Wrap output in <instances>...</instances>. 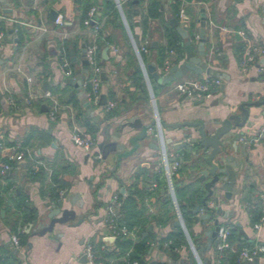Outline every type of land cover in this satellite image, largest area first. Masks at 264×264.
Listing matches in <instances>:
<instances>
[{
	"label": "crops",
	"instance_id": "crops-1",
	"mask_svg": "<svg viewBox=\"0 0 264 264\" xmlns=\"http://www.w3.org/2000/svg\"><path fill=\"white\" fill-rule=\"evenodd\" d=\"M6 1L7 4H4L0 0V26L3 27L0 31V139L8 148L0 152V167L5 164L3 158L11 153L9 147H22L26 154L12 163L11 171L5 172L6 177L0 172V258L10 257V253H14L13 259L4 264L11 261V264H131L133 261L128 260L131 247H121L117 237L108 232L105 219L111 195L119 193L124 201L135 182L140 189H146L137 199L145 203V226L152 236L143 264H200L197 257L189 262L192 253L189 240L193 246L205 241L200 223L195 218L208 212L204 204H199L200 212L194 213V206L190 208L185 194H182L179 199L188 214L187 226L182 216L186 231L173 224L178 216L174 203L170 211L166 210L164 204L163 194L167 187L163 171L157 169L159 149L149 146L147 142H140L137 152L122 160L116 168L112 155L98 165H94L93 157L98 155L97 143L103 138V126L110 124L112 132L119 122L129 116L138 115L145 123L154 119L155 115L166 122L201 119L210 126L212 119H222L230 111L238 112L240 102L260 100L264 94V55L256 56L242 70V54L237 50L240 44L245 46L239 30H244L253 44L264 46V0L182 1L181 6L193 24L191 32L194 37L199 34L200 14L204 9V58L209 67L226 76L219 77L221 84L224 83V90L221 91L220 85L214 97L201 103H195L196 100L178 93L174 86L180 81L199 79L206 73L196 74L189 70L164 84L148 72L147 82L134 50L144 82V88L139 86L135 82V66L127 53L123 31L115 24H108L106 16L100 17L103 32L96 56V63L101 68L98 91L99 95L104 93L107 103L112 102L113 106L106 111V104H98L99 99L97 102L91 101L93 114L99 116V122L86 112L80 102L77 84L72 81L84 67L81 45L85 40L87 43L92 40L91 27L83 24L75 0ZM5 7L10 8V12H3ZM51 9L57 11L61 23H56V18L50 17ZM161 10L159 17H150L145 21L144 29L139 24V15L133 16L132 20L134 33L148 44V52L143 60L145 67L154 65L158 72L165 74L166 67L169 69L183 61L186 49L184 47L182 56L173 49L167 52L166 32L169 27L173 28L169 19H178V16L172 14L169 0H162ZM124 30L131 40L125 26ZM105 37H110V42ZM191 42L194 54L198 55V38ZM66 47L68 57L65 55ZM105 47H108L106 56L102 54ZM70 51L74 52V61ZM163 53H166L165 58ZM64 57L69 58L72 76L67 77L61 71ZM101 72H104L106 79L101 77ZM92 73L93 66L88 65L87 76L90 77ZM47 91L51 96H45ZM8 99H12V103ZM215 100L218 101L213 103ZM54 102L57 109L54 119H51L50 109ZM85 121L97 125L98 130L93 136L88 133ZM263 127L264 104L250 106L248 122L238 130L255 139L247 144L244 163L231 198L227 199L220 190L215 191L219 197L220 212L215 213L214 217L219 223L231 222L238 226L239 234L230 242L231 251H236L240 244L264 243V215L252 224L248 211L249 207L254 206V203L248 202V198L257 196L260 200V195L264 193ZM185 131H192L193 136L197 134L195 128L164 131L170 159L180 161V168L172 177L173 186L179 188L196 179L194 147L188 143V138L182 137ZM73 134L92 137L93 147L88 157L87 152L73 142ZM28 165L36 171L31 176ZM155 181L157 186L151 189V183ZM202 186L204 188L203 183ZM15 189L18 191L15 192ZM18 192L36 210L37 218L14 231L8 226L6 217L16 211ZM56 192L60 195L62 207L74 209L75 217L66 223H56L53 231L39 234L38 231L49 221L48 213L50 205L56 203ZM65 192L67 196L63 198ZM206 205L212 207L214 198H209ZM177 227L182 229L183 239L177 237ZM128 228L132 233L127 236L135 242L137 225ZM12 234L25 236L26 243L22 244V248L16 249L12 245ZM171 236L175 242L170 239ZM88 242L93 244L94 251L97 247V251H107L108 254L98 260L94 256L91 263L87 260L81 262L83 248ZM199 255L201 259L207 258L210 264L220 261L217 247H211ZM258 258L259 264H264V253ZM0 264H3L2 260Z\"/></svg>",
	"mask_w": 264,
	"mask_h": 264
},
{
	"label": "water",
	"instance_id": "water-1",
	"mask_svg": "<svg viewBox=\"0 0 264 264\" xmlns=\"http://www.w3.org/2000/svg\"><path fill=\"white\" fill-rule=\"evenodd\" d=\"M119 5V0H115ZM4 4H7L6 0H2ZM122 22L128 31L130 38H134L135 44L138 43V38L133 37L128 27L127 21L124 17L121 7H118ZM10 8H3V12H10ZM57 11L51 9L50 17L55 19L57 17ZM171 26L178 32L182 39H184V47L186 53L181 63L172 65L165 74H162L156 70L154 65H147L146 71L151 73L153 78L164 84L170 83L181 75L187 73L189 70L194 71L196 74L206 73L214 77H226L225 73L217 71L208 66L205 55V25H206V13L204 9H201L200 14V29L198 34L199 52L195 55L192 50V42L189 38L188 28L180 26L179 20L176 17L169 19ZM87 40H85L82 47V65L84 66L79 71L72 81L77 84L76 89L79 90L80 102L85 107L86 112L93 118L94 121L99 122L98 115L93 114V107L86 95V89L83 87V80L88 73L89 62L85 58V48ZM108 47H105L102 54L106 56ZM71 59L74 61V52L70 51ZM101 77L106 79L104 72H101ZM221 91L224 90V83L221 84ZM219 100V99H218ZM215 100L213 103H216ZM202 101L196 100L195 103H201ZM106 95L102 93L100 95L98 104L105 105ZM264 104V94L260 100L255 101H242L238 104V112L230 111L222 119L214 118L210 126H207L201 119L197 120H183L178 122H166L158 120L156 118L145 123L138 115H132L127 117L122 122H119L115 129L110 132V124H106L102 129V139L97 143L98 156L93 157L94 165H98L105 162L110 155L113 157L114 167H118L120 162L131 155L135 154L140 147V142H147L150 146L158 149L156 133L159 131L158 127L164 136V131L172 130L176 128L189 129L195 128L197 134L193 136L192 131H185L182 134L183 138L189 139V144L194 147L192 153L196 157L194 166L196 168V180L203 183L206 190V195L202 198L201 203L206 205L209 198H214V207H209L214 210L215 213L220 212L219 197L215 195L216 190H220L224 193L227 199L231 198L232 191L236 185V181L239 175V170L242 169L244 159L246 156V143L240 142V137L244 133L238 129L243 127L248 122L249 107L261 106ZM166 142V139H165ZM167 143V142H166ZM153 144V145H152ZM186 145V144H184ZM89 153H87V157ZM67 192L63 194V198H66ZM77 196V195H76ZM74 200V199H73ZM48 206L50 203L47 204ZM51 210L48 213L49 221L39 231V234H44L47 231H53L56 223H66L75 217V210L62 207L61 199L59 202L50 205ZM2 212V210L0 211ZM194 213L200 212V205L196 204ZM214 214L204 213L195 218L196 222L200 223L201 233L205 237V241L201 245L193 246L192 253L190 254L189 262H192L193 258L198 257L201 264H210L207 258L200 257L199 254H203L207 249L211 247H217L218 245V230L220 223ZM208 220V221H207ZM173 224L185 229L184 224L179 217L173 221ZM186 231V229H185ZM187 234V232H186ZM81 262L86 261L85 254L82 255ZM243 264H259V258L255 257L252 261H246L242 259Z\"/></svg>",
	"mask_w": 264,
	"mask_h": 264
},
{
	"label": "trees",
	"instance_id": "trees-1",
	"mask_svg": "<svg viewBox=\"0 0 264 264\" xmlns=\"http://www.w3.org/2000/svg\"><path fill=\"white\" fill-rule=\"evenodd\" d=\"M183 0H174L173 2L169 3L170 10L173 15L178 16L179 9L181 7V3ZM122 12L124 14V17L127 21V24L131 30V33L134 37L138 38V36L134 33V26L135 24L133 23V16L139 15L140 16V21L139 24L142 26L144 29V23L145 21L150 18V17H159L161 14V6H162V0H119ZM95 5L98 7V13L100 17L106 16V20L108 24L112 23L115 24L116 26H119L121 30L124 33L125 36V42H126V48H127V53L129 54L130 60L133 62V65L135 66V71H136V83L144 88V82H143V77L140 72L139 68V63L135 58L134 55V49L131 44V40L126 36L125 30H124V25L122 22V18L119 12V9L117 7L116 1L115 0H75V6L76 9L81 12V18L82 21L85 17V13L87 9ZM192 22L189 23L188 26V33H189V38L191 41L194 40V36L191 32L193 26ZM3 30V27L0 26V31ZM102 33V29L100 30ZM167 35V41H168V46H167V52L170 50H176L179 53V56H182L184 52V46H183V39L181 36L178 34L176 30L173 28L169 27L168 31L166 32ZM105 40L107 42H110V37H105ZM138 40H140L138 38ZM139 44H142L141 40L138 41ZM105 44V43H104ZM239 54L241 55L242 52L244 51V47L242 44L239 45V48L237 50ZM144 52H141L142 60H144ZM65 55L68 57V49L67 47L65 48ZM166 57V53H163V58ZM90 89V86L87 85L86 91ZM109 117V114L107 115L106 119ZM87 131L90 134V136H93L97 130L98 127L96 124H91L89 122H84ZM92 139V137H90ZM19 149H23L22 147ZM26 154V152H25ZM18 161L17 159L13 158H3V163H8L10 166L12 165L13 162ZM4 165V164H3ZM1 168V167H0ZM12 168V167H11ZM11 171V170H10ZM28 171L29 175H33L34 172H36L34 169L28 165ZM4 177L5 172L3 173ZM9 185L13 187L12 182L9 181ZM132 189L129 190V194L125 197L122 205V210H121V215H122V223L124 222L128 227L133 228V226L137 225V228L135 229V236L136 240L133 242L132 238L130 236H119L117 237L118 243L122 245L121 247H131V251L128 253V260L129 262H132L134 260L138 261V264H143L145 260V256L147 255L148 249H149V244L150 240L152 239L151 233L148 230L147 226H145V221L146 217L144 215L145 213V206L144 202L140 203L138 201V197L141 196V193L144 194V191L146 189H140L137 183H133ZM18 189H15V192H17ZM175 191V196L176 200L178 203V206L180 208V211L182 212L183 219L185 221V224L187 226V218H185L183 210L184 204L182 203L181 195L185 194V201L189 204L190 208L195 207L196 204H202V198L205 196V190L202 186V182L194 179L191 183L184 185L182 188L179 187H174ZM146 192V191H145ZM56 196V202L58 203L60 200V195L58 192L55 193ZM146 194V193H145ZM164 195V204L166 207V210H173V202L170 197V194L168 193V190L166 189V192L163 194ZM18 203L16 205V211L11 212L7 217H6V222L11 229L14 231H17V227H22L23 224L28 223V222H33L37 218V212L36 210L30 206L26 201L24 196H22L19 192L16 193ZM180 198V199H179ZM249 203H254V206L252 208H248V211L251 214V222L254 224L255 222L259 221V219L264 215V205L260 202L259 198L257 196H251L248 198ZM204 209L209 212L210 214H214V210L212 208H208L207 205H203ZM222 224V223H220ZM229 227V240L230 242L233 241V238L235 235H238V226L237 224L228 222L225 223ZM177 231V237L180 239L184 238V233L180 227L176 228ZM19 241L21 244L26 243L25 236L23 234H19ZM170 239H173V236L170 237ZM248 246L251 247L252 243H247L246 245L240 244L239 248L236 249V251H231L229 248L224 249L220 253V263L219 264H241L242 260L239 259V251L241 250L242 247ZM97 247H95L94 251V256H96V260L99 259V257H104L105 255L108 254L107 251H97ZM10 257L4 258L1 257L0 260L4 262L8 260H12L14 257V253H10ZM100 255V256H99ZM12 262V261H11ZM10 262V264H11ZM15 264V262L13 263Z\"/></svg>",
	"mask_w": 264,
	"mask_h": 264
},
{
	"label": "built area",
	"instance_id": "built-area-1",
	"mask_svg": "<svg viewBox=\"0 0 264 264\" xmlns=\"http://www.w3.org/2000/svg\"><path fill=\"white\" fill-rule=\"evenodd\" d=\"M174 0H169L170 2H173ZM117 7H121L120 2L119 5L116 2ZM178 19L180 26L187 27L189 26L190 23V17L186 13L185 9L181 6L178 12ZM56 23H61V18L60 16H57L55 19ZM83 24L86 26L91 27L92 31V40L89 41L86 45L85 48V58L88 60L89 65L93 66V73L90 77L85 76L82 84L83 87L85 88L87 85H89L91 88L86 91V95L89 99V101H94L97 102L98 99L100 98V93H99V88H98V82H99V73L101 71V68L97 65L96 63V56L97 52L99 51L100 45H99V39L101 38V20H100V15L98 13V7L95 5L90 6L86 13L85 17L83 19ZM239 35H241L244 39V51L242 53V58L240 61V67L242 70H245L255 59L256 56L264 55V46L262 45H255L251 41H249L246 37V32L244 30H239ZM194 38H198V35H196ZM131 42L133 45V48L136 52V55L138 57L140 66L143 70V73L146 77V80L148 82V76H147V71L146 67L144 65V62L142 60L141 52H148V44L147 42H144L142 44H135L134 38H131ZM114 50H116L114 48ZM172 52V51H171ZM70 61L69 58L64 57L62 59L60 68L62 73L69 77L72 76V69L70 66ZM166 72L168 71V67H166ZM30 79V78H29ZM221 85V79L219 77H214L209 74H206L205 76L199 78V79H189V80H184L177 82L174 86L175 90L187 96L188 98L192 100H199V101H207L214 97L217 94L218 88ZM45 96H51L50 92H45ZM10 103H12V99H8ZM113 106L112 102H108L105 105V110L108 111L110 108ZM57 109V104L54 102L52 105V108L50 109V118L54 119L55 113ZM155 118L158 120V116L155 115ZM159 131L156 133L157 136V142L159 146V161L157 165V169L162 170L165 179H166V187L169 191V194L173 200L175 211L179 219L182 220V215L180 208L177 204L176 197H175V191H174V186H173V181L172 177L173 174L180 168V161L177 159H170L168 152H167V147H166V142L165 138L160 130V127H158ZM264 131V127H263ZM255 138L247 136L245 134L241 135L240 137V142L249 144L251 141H253ZM72 140L73 142L84 149L87 153H90L92 151L93 143L89 135L87 134H73L72 135ZM6 147L2 140L0 139V152L5 150ZM11 150L10 154H7L5 156L6 158H15L17 160H21L25 156V150L24 149H19L17 147H9ZM98 155H95L96 157ZM10 170V165L8 163H5L0 172L4 173L6 171ZM157 186L156 181L151 183L150 188H155ZM260 200L262 204L264 205V193L260 195ZM123 205V201L120 198L119 193H113L111 195V198L109 199L106 207V219H105V224L107 227L108 232L113 236V237H119V236H127L132 233L129 228L121 222V208ZM183 222V220H182ZM184 224V223H183ZM255 226H258L256 224ZM185 227V225H184ZM185 230V229H184ZM229 227L226 224H220L219 230H218V245H217V250L219 252H222L226 248L231 247V243L229 241ZM10 241L12 245L16 249L22 248V244L19 241V238L17 235L12 234ZM190 245L193 250V245L191 241L189 240ZM83 253L86 256V260L89 261L90 263L93 262L94 259V246L91 242H88L85 244L83 248ZM264 253V243H255L251 247H243L239 251V259H245L246 261H252L255 257H258ZM199 263L201 264V261L197 257ZM220 261H218L216 264H219ZM131 264H138L137 261H133Z\"/></svg>",
	"mask_w": 264,
	"mask_h": 264
},
{
	"label": "rangeland",
	"instance_id": "rangeland-1",
	"mask_svg": "<svg viewBox=\"0 0 264 264\" xmlns=\"http://www.w3.org/2000/svg\"><path fill=\"white\" fill-rule=\"evenodd\" d=\"M183 213H184L185 218H188V214H187L186 210H183Z\"/></svg>",
	"mask_w": 264,
	"mask_h": 264
}]
</instances>
